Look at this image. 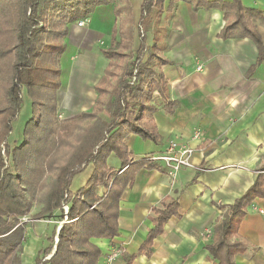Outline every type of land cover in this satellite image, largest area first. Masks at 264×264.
<instances>
[{
	"label": "trees",
	"instance_id": "1",
	"mask_svg": "<svg viewBox=\"0 0 264 264\" xmlns=\"http://www.w3.org/2000/svg\"><path fill=\"white\" fill-rule=\"evenodd\" d=\"M180 1L195 9L224 12L226 25L220 37H249L264 56V45L253 24V20L264 21L262 13L245 9L240 0L230 4L169 0L167 20L173 18ZM165 2L144 0L137 24L130 0H0V264H23L26 225L22 219L63 221L64 204L69 210L58 233L56 252L44 263L38 257L36 264H99L102 250L94 240L113 241L119 236L122 196L141 169H154L149 156L133 159L127 140L137 135L156 144L162 141L153 118L157 107L151 102L156 92L168 96L162 67L171 62L158 56V43L166 32L161 26ZM109 4L114 5L117 23L110 47L102 50L109 65L95 86V104L90 111L61 120L57 97L69 25L90 18L96 8ZM137 26L142 29L141 47L131 63ZM150 30L154 37L151 47L147 44ZM25 94L32 113L18 131L20 139L14 141L11 135ZM175 106V102L166 105L167 114ZM113 154L123 161L121 171L109 167ZM91 164L94 170L86 185L72 193L74 178ZM259 171L258 179L241 198L228 208L221 207L223 213L208 246L220 264H235V257L247 250L235 238L247 208L255 199L264 198V164ZM101 188L103 194H99ZM177 211L176 200L152 210L155 227L140 253L151 256L153 240ZM57 212L62 215L56 216ZM49 242L40 255L54 250L55 240Z\"/></svg>",
	"mask_w": 264,
	"mask_h": 264
},
{
	"label": "crops",
	"instance_id": "2",
	"mask_svg": "<svg viewBox=\"0 0 264 264\" xmlns=\"http://www.w3.org/2000/svg\"><path fill=\"white\" fill-rule=\"evenodd\" d=\"M130 1L134 5L133 13L137 12L134 17L138 24L144 0ZM222 1L232 3V0ZM240 1L245 9L257 10L264 16V0ZM168 4L169 0H166L161 19L166 32L158 43V56L171 62L162 67L168 96L163 98L156 92L151 102L157 107L153 118L162 141L156 144L130 135L127 144L135 161L161 154L171 140L188 144L196 150L193 163L206 171L183 169L173 181L161 163L152 164V170L141 169L121 199L119 236L113 241L94 240L102 250L99 264L103 263L112 246L124 248L117 264H220L208 249L213 237L204 240L201 234L213 231L223 213L221 207L228 208L241 198L254 185L264 164L262 52L249 37H220L226 25L224 12L195 9L191 3L180 1L173 18L167 20ZM92 16L88 29V23L84 27L78 26L82 21L69 25L66 51L61 59L62 88L58 105L60 108L62 102L65 108L62 111L66 110L67 115L74 117L92 110L95 104V86L109 65L102 50L110 47L117 23L113 4L96 8ZM91 17L84 21L88 22ZM253 24L264 45V21L253 20ZM152 31L148 32L150 42L147 36L149 47L154 43ZM140 47L137 31L131 63ZM95 48L107 60L103 75L98 77ZM85 51L87 55L81 56ZM199 65L203 66L202 71L197 70ZM173 102L176 103L173 113L167 114L165 107ZM23 124L24 121L14 124L11 140L20 139L17 129L20 131ZM196 134L199 139L195 138ZM112 157H116L114 165L111 164ZM109 167L114 171L123 169L118 154L110 157ZM87 169L74 178L70 188L72 193L86 185L94 166L91 164ZM175 200L178 213L169 218L163 232L153 240L151 256L140 253L150 230L155 227L152 210L161 208L163 202ZM254 206L264 209V198L255 199L246 210L235 240L244 243L247 250L235 257V264H264V217L254 210ZM60 215L61 212L56 213V216ZM61 222L42 220L37 222V229L30 224L26 226L21 254L23 264H36L42 255L40 252L48 247L50 239L56 237Z\"/></svg>",
	"mask_w": 264,
	"mask_h": 264
},
{
	"label": "built area",
	"instance_id": "3",
	"mask_svg": "<svg viewBox=\"0 0 264 264\" xmlns=\"http://www.w3.org/2000/svg\"><path fill=\"white\" fill-rule=\"evenodd\" d=\"M86 24H87L86 21H82L78 23V26L84 27ZM202 69H203L202 65H199L197 67L198 71H202ZM134 81H135V78L133 79L132 84L134 83ZM195 138L199 139V135L196 134ZM195 153H196V150L192 146L185 144V143H180L176 140H171L168 143V146L164 152H162L159 156H149L147 160L151 164H156V163L163 164L168 176L173 181H175L178 174L183 169H195L199 172L206 171L205 168H202L199 166L197 167L193 163V157ZM64 210H65V215L67 217L69 207L64 205ZM254 210L264 217V209L254 206ZM212 235H213V231L207 230L201 234V237L204 240H208L212 237ZM52 253L46 256L44 258V261L49 260L52 257ZM123 254H124V248L122 246H112L110 250L107 252V254L105 255V258L102 264H117V262L120 260Z\"/></svg>",
	"mask_w": 264,
	"mask_h": 264
},
{
	"label": "rangeland",
	"instance_id": "4",
	"mask_svg": "<svg viewBox=\"0 0 264 264\" xmlns=\"http://www.w3.org/2000/svg\"><path fill=\"white\" fill-rule=\"evenodd\" d=\"M131 2V1H130ZM131 5L133 6V9H134V5L131 3ZM134 13H135V11H134ZM135 14H137V12L135 13ZM93 17L94 16H92L91 17V19L87 22L88 24H87V29L90 27V21H92L93 20ZM77 23L78 22H75L74 23V25H77ZM137 30H138V32H139V30L141 31V33H142V29L141 28H139L138 26H137ZM147 36H149V42L151 41L150 39H151V35H149V34H147ZM68 50H69V48H68ZM95 50L97 51V52H93L94 54H97L98 56H96V57H94V61H95V70H96V76L98 77V76H101V75H103V72H104V70H105V63H104V61L106 60V58L103 56V55H101L99 52V50H98V48H95ZM99 51V52H98ZM87 55V53H86V51L84 52V53H82L81 54V56H86ZM64 56V55H63ZM66 56V55H65ZM93 61V62H94ZM107 61V60H106ZM63 64H64V62H63ZM64 78H65V81L67 82V75L66 74H64ZM61 80H62V78H61ZM68 83V82H67ZM65 85H66V83H65ZM64 91V90H63ZM59 95H60V92L58 93V97H59ZM57 97V98H58ZM59 102V101H58ZM63 109H65L64 108V106L62 105V102H61V107L59 108V105H58V114H59V119H61V120H65V119H69V118H73L74 116L73 115H67L66 114V110H64V112L62 111ZM28 110V111H27ZM68 111V110H67ZM27 112V113H26ZM29 112V113H28ZM31 101H30V99H29V97L28 96H26V94H25V99H24V106H23V110H22V112H21V114H20V116H19V119H18V121L19 122H23V121H25L26 119H29L30 117H31ZM28 114H30V116L28 115ZM76 115V114H75ZM75 117H77V116H75ZM17 125L18 124H16V127H17ZM17 131H19V128L17 129ZM19 134L21 135V133L19 132ZM12 138V137H11ZM3 149H4V147H3ZM3 152H4V150H3ZM160 154H155L154 156H159ZM116 157H112V159H111V164H115V161H116V159H115ZM6 162H7V157H6ZM88 168V167H87ZM88 170V169H87ZM85 172V171H84ZM104 193V189H100V194H103ZM65 205V204H64ZM67 206V205H66ZM64 212H65V210H64ZM65 214V213H64ZM68 214V213H67ZM40 221H42V220H35V219H33L31 216L30 217H26V218H24V219H22V224H25L26 226L28 225V224H30V225H33V229L35 228V229H37V227H36V224H37V222H40ZM67 222V217H66V215L64 216V220L61 222V224H59V228H58V231H57V234H56V237L55 238H53L54 240H55V245H56V241H57V239H58V233H59V231H60V229H61V227H62V225L64 224V223H66ZM51 243H49V245H50ZM48 245V246H49ZM52 252H50L48 255H50ZM47 254H42L41 256H40V259L42 260V262L44 263V262H46V261H48V260H46V261H44V258L46 257V256H48Z\"/></svg>",
	"mask_w": 264,
	"mask_h": 264
},
{
	"label": "water",
	"instance_id": "5",
	"mask_svg": "<svg viewBox=\"0 0 264 264\" xmlns=\"http://www.w3.org/2000/svg\"><path fill=\"white\" fill-rule=\"evenodd\" d=\"M58 242V239H57V241H56V243ZM56 252V245H55V248H54V253Z\"/></svg>",
	"mask_w": 264,
	"mask_h": 264
}]
</instances>
